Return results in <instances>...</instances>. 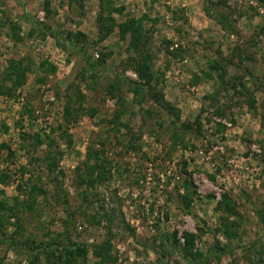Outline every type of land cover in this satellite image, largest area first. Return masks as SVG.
I'll return each mask as SVG.
<instances>
[{
	"label": "rangeland",
	"instance_id": "rangeland-1",
	"mask_svg": "<svg viewBox=\"0 0 264 264\" xmlns=\"http://www.w3.org/2000/svg\"><path fill=\"white\" fill-rule=\"evenodd\" d=\"M110 2L0 0V264H264V0Z\"/></svg>",
	"mask_w": 264,
	"mask_h": 264
},
{
	"label": "trees",
	"instance_id": "trees-1",
	"mask_svg": "<svg viewBox=\"0 0 264 264\" xmlns=\"http://www.w3.org/2000/svg\"><path fill=\"white\" fill-rule=\"evenodd\" d=\"M104 1H105V4H106V6L104 7L105 8L104 9L105 12H107V11H110V12L111 11H115V10H113V8H111L110 0H104ZM116 11L120 12L121 9H116ZM135 22L136 21L131 20L130 22L126 23V25H124V27H123L124 30H129V28L132 29L134 27ZM112 29H113L112 27L108 28V26H106V30L104 31V33L108 34L109 32L112 31ZM149 59H150V57L146 56V58L143 61H141V60H137L136 61L135 69H136V72H137V74H138V76L140 78H144L145 76H150V74H149L150 73V68H149V65H148V60ZM88 154H91V151H89ZM224 199H226V198H224Z\"/></svg>",
	"mask_w": 264,
	"mask_h": 264
}]
</instances>
